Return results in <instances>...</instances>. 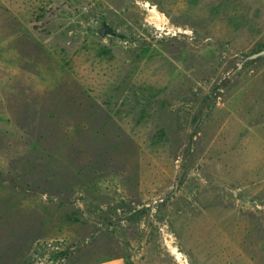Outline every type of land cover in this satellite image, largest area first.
Here are the masks:
<instances>
[{
  "label": "rangeland",
  "instance_id": "1",
  "mask_svg": "<svg viewBox=\"0 0 264 264\" xmlns=\"http://www.w3.org/2000/svg\"><path fill=\"white\" fill-rule=\"evenodd\" d=\"M264 0H0V264H264Z\"/></svg>",
  "mask_w": 264,
  "mask_h": 264
},
{
  "label": "water",
  "instance_id": "2",
  "mask_svg": "<svg viewBox=\"0 0 264 264\" xmlns=\"http://www.w3.org/2000/svg\"><path fill=\"white\" fill-rule=\"evenodd\" d=\"M261 57H264V50L260 51V52H257L249 57H247L246 60H253V59H257V58H261Z\"/></svg>",
  "mask_w": 264,
  "mask_h": 264
}]
</instances>
